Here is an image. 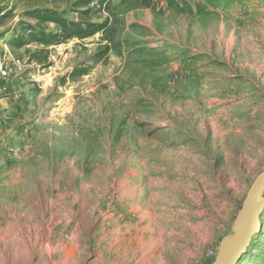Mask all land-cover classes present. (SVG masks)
Masks as SVG:
<instances>
[{"label":"rangeland","instance_id":"374dc122","mask_svg":"<svg viewBox=\"0 0 264 264\" xmlns=\"http://www.w3.org/2000/svg\"><path fill=\"white\" fill-rule=\"evenodd\" d=\"M78 1L0 0V264H213L264 170V0L94 2L107 34L28 38Z\"/></svg>","mask_w":264,"mask_h":264},{"label":"trees","instance_id":"16d2710c","mask_svg":"<svg viewBox=\"0 0 264 264\" xmlns=\"http://www.w3.org/2000/svg\"><path fill=\"white\" fill-rule=\"evenodd\" d=\"M111 0H80L74 4L76 8L77 14L80 16L76 21L67 20L64 17L63 13H60L56 10L50 9H35L33 11L27 12V16L37 21L39 25L51 23L53 25L58 26L59 30L53 34H49L48 36L43 31H36V28L28 27L30 30V34L28 35L30 40L36 41L38 43H42L44 45H61L68 40L78 39L84 40L87 39L97 33L107 34L110 30V27L107 22H102L100 24L96 23H88L81 19L83 16H88L92 13L89 6L97 2L99 8L106 7L109 5ZM134 3L140 6H147L150 3V0H132ZM87 8L85 11H77L79 9ZM27 41L24 39L22 31L17 34V36L13 37L8 45L12 49H19L25 46ZM109 49L106 48L100 54V58H103ZM86 74L85 70L75 69L70 77L83 76Z\"/></svg>","mask_w":264,"mask_h":264},{"label":"water","instance_id":"95a60500","mask_svg":"<svg viewBox=\"0 0 264 264\" xmlns=\"http://www.w3.org/2000/svg\"><path fill=\"white\" fill-rule=\"evenodd\" d=\"M264 170L251 185L233 226V236L223 240L213 264H238L260 229L264 210Z\"/></svg>","mask_w":264,"mask_h":264},{"label":"built area","instance_id":"2783aa9c","mask_svg":"<svg viewBox=\"0 0 264 264\" xmlns=\"http://www.w3.org/2000/svg\"><path fill=\"white\" fill-rule=\"evenodd\" d=\"M0 72H2L3 74H5L6 72L2 70V68L0 69Z\"/></svg>","mask_w":264,"mask_h":264}]
</instances>
